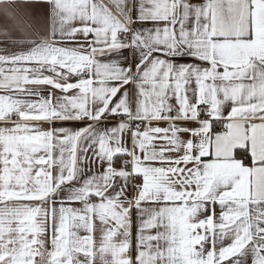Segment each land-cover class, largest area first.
<instances>
[{
	"label": "snow or ice",
	"instance_id": "obj_1",
	"mask_svg": "<svg viewBox=\"0 0 264 264\" xmlns=\"http://www.w3.org/2000/svg\"><path fill=\"white\" fill-rule=\"evenodd\" d=\"M0 264H264V0H0Z\"/></svg>",
	"mask_w": 264,
	"mask_h": 264
}]
</instances>
